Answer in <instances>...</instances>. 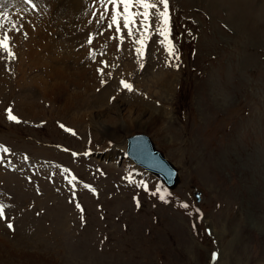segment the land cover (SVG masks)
I'll return each mask as SVG.
<instances>
[{"label": "rangeland", "instance_id": "374dc122", "mask_svg": "<svg viewBox=\"0 0 264 264\" xmlns=\"http://www.w3.org/2000/svg\"><path fill=\"white\" fill-rule=\"evenodd\" d=\"M44 1L27 6L31 18L0 9L8 12L0 35L10 18L17 27L23 22L12 31L21 37L11 39L12 51L27 42L24 26L35 36L42 23L48 39L71 51L92 36L94 58L85 52L80 64L97 68L81 88L82 117L71 123L72 111L58 114L60 100L31 82L35 72L17 74L0 50V264H264V0H169L179 59L160 43L155 18L144 33L138 17L129 36L122 21L120 33L107 28L108 17L95 22L98 0H82L80 17L66 14L68 2L45 17ZM32 94L34 112H19ZM9 107L19 122L7 118ZM130 109L159 117L161 141L146 133L178 168L175 188L126 155L116 119Z\"/></svg>", "mask_w": 264, "mask_h": 264}, {"label": "bare ground", "instance_id": "6f19581e", "mask_svg": "<svg viewBox=\"0 0 264 264\" xmlns=\"http://www.w3.org/2000/svg\"><path fill=\"white\" fill-rule=\"evenodd\" d=\"M44 0H35L36 5L40 6L42 4ZM47 1V7L44 9H40L43 10L42 12H44V16L46 17V9L50 8L51 9H55L54 13H56L55 11H61L59 9L60 6H63L64 3H69L68 7H70L68 9V13H66L68 16H76V17H80L81 16V8L84 10V6L86 5V3L82 0H45ZM44 1V2H45ZM45 4V3H44ZM29 4L22 2V0H9L7 6L3 9H7L9 8V10L12 12H14V8H18L20 10H22V12H25V17H30L31 18V7L28 8ZM42 6V5H41ZM59 6V7H58ZM95 6V5H94ZM63 8V7H62ZM98 8V7H97ZM39 9V8H38ZM81 10V11H80ZM9 11V12H10ZM100 11V10H99ZM41 12V13H42ZM8 13V12H7ZM11 14V13H10ZM20 14V13H19ZM24 14V13H22ZM33 14V13H32ZM50 14V12L48 11V15ZM61 14V13H60ZM70 14V15H69ZM98 14V11H97ZM51 15V14H50ZM54 15V14H53ZM62 15V14H61ZM66 15V16H67ZM19 16V15H18ZM35 16V14H34ZM65 16V15H64ZM12 17V16H11ZM17 17V15H16ZM90 17V15H89ZM97 17V16H95ZM74 18V17H73ZM72 18V19H73ZM21 19V18H20ZM37 19V18H36ZM41 19V18H40ZM77 19V18H76ZM89 19V18H87ZM5 20V19H4ZM18 20V19H17ZM34 20V19H32ZM82 20V19H81ZM80 20V21H81ZM20 21V20H19ZM47 21V20H46ZM83 21V20H82ZM92 21V20H91ZM2 22V21H1ZM17 22V21H16ZM22 22V21H21ZM42 22H44V19H42ZM7 23V22H6ZM5 23V27L6 29H8V34L10 35L11 39L15 40V44L18 43V40L21 38L19 35L17 36H12V18H10L8 20V23ZM28 23V22H27ZM45 23V22H44ZM52 23V22H51ZM83 23V22H82ZM18 24V23H17ZM23 24V22H22ZM21 24V25H22ZM25 24V23H24ZM40 26H37V30L35 31V36H29L26 37L27 42L23 43L24 48L20 49V48H15L14 49V53H15V58H13V70L15 72H17V74L22 73V72H35L34 74H30L28 75L29 77L32 78L31 82L35 83V82H41L42 86L44 87V92H42V94H45V97L49 96V100L52 101H56L57 99L60 100L59 103V107L57 108V112L58 114L62 113V114H68L69 112L72 111V115L73 118L71 120V123L74 122L75 120H77V118H79L80 116L82 117V112H76L77 108H80V106L82 104H84V102L81 100V96L84 95V92L81 90V88L83 86L87 87V81L91 79V76L89 73H91V70H93V68L96 66H94V63H91V65L89 63H82L80 64V59L82 56H84L85 52L87 55H89V51L91 50V45L88 44L86 41L81 45V49L80 46L78 45L79 51H75L74 49H72L73 51L70 50L69 45L67 43V47L65 46V44H61L60 42L58 44L54 43L52 40L48 39V37L46 36V33L44 32V25H42V23H39ZM91 24V23H90ZM19 25V24H18ZM34 25V24H33ZM58 25V24H57ZM43 26V27H42ZM61 26V25H60ZM74 26V25H73ZM82 26V25H81ZM87 26V25H86ZM20 27V25H19ZM50 27V26H49ZM85 27V26H83ZM24 28L27 29V32L32 33V28L26 27L24 26ZM29 28V30H28ZM81 28V27H80ZM5 29V30H6ZM23 28H21L22 30ZM43 29V30H42ZM60 29V28H59ZM77 29V27H76ZM75 29V30H76ZM4 30V28H3ZM73 30V29H72ZM34 31V30H33ZM66 31V30H65ZM71 31V30H70ZM2 32V30L0 29V33ZM15 33V31H13ZM20 32V31H19ZM26 32V30H25ZM4 34V33H3ZM22 34V33H19ZM33 34V33H32ZM60 34V33H59ZM69 34V33H68ZM22 36V35H21ZM69 36V35H68ZM24 37V36H22ZM61 37V36H60ZM73 37V36H72ZM50 38V37H49ZM10 39V47L12 48V40ZM62 39V38H61ZM24 40V39H23ZM54 40V39H53ZM60 40V39H59ZM104 39H102L103 41ZM62 41V40H61ZM75 40L70 41V43H74ZM83 41V40H82ZM50 43V44H49ZM73 47L75 46V44H71ZM77 45V43H76ZM106 45V44H105ZM104 45V46H105ZM59 46H61L62 48L59 49ZM107 47V45L105 46ZM69 48V49H68ZM77 48V49H78ZM106 49V48H104ZM108 49V53H110V51L115 52V49L112 48L111 46L107 47ZM1 50V49H0ZM38 50V51H37ZM4 51V50H3ZM2 51V52H3ZM71 51V52H70ZM1 55L3 57H7L8 58V54L7 53H2ZM46 53V54H45ZM77 54L79 56V60H77ZM103 54V53H102ZM105 54V53H104ZM115 54V53H114ZM86 55V56H87ZM117 55V54H116ZM119 55V54H118ZM108 58L109 55L107 54ZM105 56V57H107ZM121 56V55H120ZM103 57V56H102ZM1 58V57H0ZM114 58V57H113ZM107 59V58H106ZM118 59V58H117ZM86 60V59H85ZM108 71H110V68H114L113 65H115V62L113 63L112 59H108ZM114 60V59H113ZM10 61V59H9ZM79 61V62H78ZM104 58L103 61L104 62ZM107 61V60H106ZM112 61V64H111ZM86 62V61H84ZM98 62V61H97ZM102 62H99V64L101 65ZM78 63V64H77ZM107 63V64H108ZM96 64V63H95ZM92 67V68H91ZM99 67V65H98ZM97 68V66H96ZM37 72V73H36ZM9 73V72H8ZM3 75V74H2ZM20 78H24L26 80V77L24 75H20ZM49 77H51L52 79H49ZM29 80V79H28ZM19 81V80H18ZM23 81V80H22ZM162 81V85L164 88H166V85H170L171 82L169 80H167V82ZM3 83V82H2ZM31 83V84H32ZM166 84V85H165ZM20 85V84H18ZM25 85V83H24ZM34 85V84H32ZM35 86V85H34ZM37 87V86H36ZM39 87V86H38ZM152 87V86H151ZM150 87V88H151ZM32 88V86H31ZM30 88V89H31ZM34 88V87H33ZM73 88V89H72ZM78 90H77V89ZM28 89V88H27ZM29 89V90H30ZM42 90V89H41ZM34 91V90H33ZM38 92V91H37ZM39 92V93H40ZM36 93V92H35ZM38 93V94H39ZM38 97V95H36ZM40 98V97H39ZM99 99V98H98ZM97 99V103L99 101H101L103 98L100 97V100ZM130 99V98H129ZM25 102L20 103V105L22 106L21 109L19 108V112L22 111V113H33L34 112V106L35 103H38V100H35V95H29L28 97H26ZM95 99L92 100V103H95ZM145 107V106H144ZM136 108V107H135ZM109 109V108H108ZM140 109V108H139ZM144 109V108H142ZM75 110V111H74ZM101 110V109H100ZM26 111V112H25ZM73 111L75 113H73ZM133 111V109H130L129 111V115L128 116H124V114L121 113V111H117V115H119L117 121V127L118 130H120V134L123 133L122 138H124L125 136H129L135 132H149L148 129L152 132L153 136L160 140L162 139L161 136V132L165 131L164 126L160 124L159 120H158V116H156V114L154 113V111H146V110H140L137 112V114L133 113L131 114V112ZM134 112V111H133ZM157 113V112H156ZM21 114V113H20ZM98 116L100 118V120L104 119V113L101 111H99ZM158 114V113H157ZM107 117V116H105ZM117 117V116H116ZM158 117V118H157ZM108 118V117H107ZM128 118V119H127ZM96 122V121H95ZM160 124V125H159ZM154 127H157L154 128ZM156 129V130H153ZM115 133V132H114ZM115 135V134H114ZM116 136V135H115ZM127 140V138H126ZM124 141V140H123ZM122 153H125V151H121ZM111 151L107 152L106 155H110ZM116 154V153H115ZM131 160V159H130ZM134 162V161H133ZM135 163V162H134ZM136 164V163H135ZM138 165V164H136ZM135 165V166H136ZM140 166V165H139ZM141 167V166H140ZM147 171V170H146ZM2 228V227H1ZM3 229V228H2ZM4 231V230H3ZM3 240V239H2ZM6 240V239H5ZM11 245V244H10ZM39 245H41V243H39ZM42 247V246H41ZM10 249V248H9ZM17 250V249H16ZM44 253H48L45 252ZM48 256V255H47ZM221 264V263H220Z\"/></svg>", "mask_w": 264, "mask_h": 264}, {"label": "snow or ice", "instance_id": "6c2138e0", "mask_svg": "<svg viewBox=\"0 0 264 264\" xmlns=\"http://www.w3.org/2000/svg\"><path fill=\"white\" fill-rule=\"evenodd\" d=\"M9 0H0V9H3L7 6ZM22 2L31 4L33 9L37 7L35 3H33V0H22ZM99 4L101 5L102 10L100 11L98 15V19L95 21L97 24H103V21L105 17H108V24L107 28L111 29L115 26V32L120 33L121 32V21L123 22V28L127 29V35L131 36L133 34V26L137 23V18H141L139 20V23L142 25L144 33H147L149 28L151 27L150 19L155 18V20L158 22L157 31L159 32V35L164 37L163 40L160 41L161 44L165 45V48L169 54V56H174L176 59H179L178 56L175 54L177 53L176 45L172 42L171 37V17L169 14V0H98ZM109 5H111V11H109ZM121 5L123 6V9L121 11ZM162 6V10L161 9ZM133 7L138 9L137 11H133ZM139 9H142V11H139ZM92 15L96 16V13H92ZM8 13L0 11V21H3L4 19H7ZM89 23H92V21H89ZM3 23L0 22V28H3ZM20 27H17L15 23L12 25L13 31H20ZM25 38L27 37V32L23 33ZM147 35L142 34L141 38L136 41L140 47L136 49V52L138 54H143L144 47H145V41L147 40ZM11 37L8 34V32H4L3 35H0V49H3L7 52L8 58L13 59L15 58V53L12 51V48L10 47L9 41ZM120 39H123V36L120 37ZM93 41L92 36H88L87 43L91 44ZM94 58V53H89ZM105 66H107V62H103ZM179 65H177L178 67ZM101 74H103L104 69L100 68L97 69ZM121 83L123 86L128 89L132 90V85L127 83L124 80H121ZM7 118L11 121L19 122V118L13 114V110L11 107L6 109ZM63 127V125H61ZM71 131V130H69ZM3 151L7 152V148H3ZM85 155H88L87 152L84 153ZM74 155H76L74 153ZM75 179V177H73ZM85 187L91 188L90 185H85ZM92 191H95V189H92ZM155 195V193H153ZM161 199H164L163 196H161ZM5 205L3 203H0V219H5ZM77 208H81L79 204H76ZM184 207H187V205H184ZM83 211V209H81ZM7 227L9 229L13 228L12 223H8ZM195 227V225H194ZM215 255V254H214Z\"/></svg>", "mask_w": 264, "mask_h": 264}, {"label": "water", "instance_id": "95a60500", "mask_svg": "<svg viewBox=\"0 0 264 264\" xmlns=\"http://www.w3.org/2000/svg\"><path fill=\"white\" fill-rule=\"evenodd\" d=\"M126 155L159 178L168 188L173 189L179 180V171L175 164L157 147L146 132H135L127 137ZM200 200V194H195Z\"/></svg>", "mask_w": 264, "mask_h": 264}]
</instances>
